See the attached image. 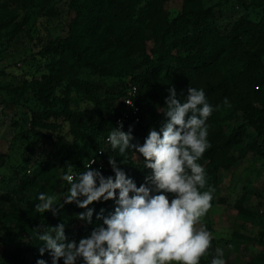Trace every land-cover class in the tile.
<instances>
[{"label":"trees","instance_id":"obj_1","mask_svg":"<svg viewBox=\"0 0 264 264\" xmlns=\"http://www.w3.org/2000/svg\"><path fill=\"white\" fill-rule=\"evenodd\" d=\"M25 6L35 1L22 0ZM163 0H147V9L141 11V19L151 34H145L123 12H134L132 4L120 7L119 0H69V7L75 13L69 26V34L51 41L46 50L53 55L47 64L48 72L35 82L34 91L43 110L36 113L38 122H44L53 115L63 116L69 123L73 142H60L57 156L64 164L71 163L77 175L85 170L84 165L95 151L103 146L115 125V119L126 111L124 97L131 87L136 86L135 102L141 107V122L128 118L123 123V131L132 126V134L143 143L148 134V124L159 130L165 120L161 108L165 107V98L170 94L169 88L174 86L178 98L183 100V92L188 87L203 88L208 102L215 108L208 120V141L211 147L199 161L206 170L207 181L219 169L229 170L237 162L232 149L243 144L247 139L248 150L264 158V15L254 23L242 17L235 26L226 33H221L213 21V16L202 9L196 10L200 0H184V11L173 20L158 18L159 7ZM158 18V19H157ZM153 43L147 51V42ZM111 67L124 69L131 73L130 84L126 92H122L123 100L115 109L110 110L113 121L103 119L93 125L87 124L82 115L69 108V98L53 96V88L67 81L70 87L85 93H93L95 86L79 78L82 68H90L98 73L112 74ZM146 67L139 74L137 69ZM228 68L227 71L224 69ZM20 90L26 91L25 87ZM63 103V109L54 110L56 101ZM227 100V103H225ZM259 103V105L256 104ZM229 103L237 105L243 113V122L233 127L226 126L218 120V109ZM77 142H89L92 154L83 152ZM109 156L117 159L118 166L139 186L145 182L150 170L142 163L134 160V153L129 150L120 156L119 150H113L110 143L105 147L102 156L105 177L113 176L108 163ZM120 160L124 164L120 163ZM67 167L64 168V173ZM36 177L52 180L57 172L52 161L44 159ZM63 173V175H64ZM67 182V181H66ZM118 198V192H117ZM34 203L31 211L18 224L28 237L23 250L30 253L36 264L44 259L52 264V257L46 250L41 256L39 241L33 231L45 217L36 212ZM116 200L101 201L89 207L94 208L92 223L76 219L68 221L49 218L51 226L63 222L65 234L69 240L79 241L102 224L97 214L111 215L116 207ZM85 212L86 209H79ZM216 248L213 239L209 252ZM208 252V253H209ZM63 264V260L59 261Z\"/></svg>","mask_w":264,"mask_h":264},{"label":"rangeland","instance_id":"obj_2","mask_svg":"<svg viewBox=\"0 0 264 264\" xmlns=\"http://www.w3.org/2000/svg\"><path fill=\"white\" fill-rule=\"evenodd\" d=\"M119 2L120 7L132 4L134 12L123 14L145 34H151L141 19L142 9L148 8L147 0ZM184 8V0H163L158 18L173 20ZM200 9L209 12L219 31L226 33L242 17L258 22L264 15V0H200L196 10L200 13ZM74 16L69 0L35 1L28 6L22 0H0V264H33L32 255L23 250L32 238L18 229V224L31 206L39 203L40 193L54 195L60 203L70 188L62 179L66 164L56 155L60 142H73L69 123L60 115L38 122L36 113L43 106L34 85L48 72L47 64L53 57L46 48L51 41L69 34ZM152 45L147 42L148 52ZM111 70L112 74H104L82 68L79 78L95 86L93 93L76 90L64 81L53 88V96H67L69 108L80 113L87 124L109 119L111 125L110 110L120 105L121 93L129 90L131 78L122 68ZM62 109L63 103L57 100L54 110ZM218 110V120L226 126L244 121L234 103ZM146 123L148 129L153 128L149 121ZM246 143L247 139L232 149L237 162L231 169H219L208 179L215 192L212 208L202 223L213 233L216 248L223 250L226 264H264V158L248 150ZM76 144L83 152L93 153L89 142ZM44 159L51 160L57 172L52 180L34 175ZM134 160L143 162L135 154ZM79 209L75 203L66 204L58 216L42 214L46 221L39 225L49 226V218L68 221L81 213ZM215 250L206 253L200 264H211Z\"/></svg>","mask_w":264,"mask_h":264},{"label":"clouds","instance_id":"obj_3","mask_svg":"<svg viewBox=\"0 0 264 264\" xmlns=\"http://www.w3.org/2000/svg\"><path fill=\"white\" fill-rule=\"evenodd\" d=\"M169 93L161 108L164 122L159 130L149 129L143 143L132 134V126L127 132L122 130L123 122L107 137L120 156L131 150L138 160L143 158V166L150 170L144 183L137 186L117 159L109 156L114 177L93 169L94 159L78 175L72 174L73 165L67 163L62 179L70 188L62 202L57 203L54 195H38L36 212H51L55 217L64 205L75 203L86 209L76 219L88 224L95 211L90 205L108 200H116L117 205L107 217L101 210L96 218L102 219V224L78 242L68 239L63 222L38 225L33 231L43 242L41 256L47 250L52 264L61 259L63 264H200L214 239L202 221L212 208L215 188L208 186L206 170L199 161L211 147L207 122L215 108L203 88L188 87L186 95L180 94L183 100L174 86ZM215 252L211 264H226L223 250L216 248ZM36 264L47 262L38 259Z\"/></svg>","mask_w":264,"mask_h":264},{"label":"built area","instance_id":"obj_4","mask_svg":"<svg viewBox=\"0 0 264 264\" xmlns=\"http://www.w3.org/2000/svg\"><path fill=\"white\" fill-rule=\"evenodd\" d=\"M137 93L136 86H133L130 88L128 94L124 97V104L126 107V111L122 112L116 119H115V125L119 126V122H126V120L130 117L135 122L139 123L141 122L140 114L142 112L141 107L136 104L135 97ZM108 145L107 138L104 140L103 146L95 151L94 154H92L88 160L86 161L85 165L89 163L91 159H94L96 162L92 165L93 169H102L103 168V160L102 156L105 151V147ZM72 174L77 175V173L73 172Z\"/></svg>","mask_w":264,"mask_h":264}]
</instances>
